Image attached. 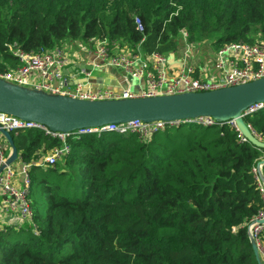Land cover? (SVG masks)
I'll return each mask as SVG.
<instances>
[{
	"label": "trees",
	"instance_id": "trees-1",
	"mask_svg": "<svg viewBox=\"0 0 264 264\" xmlns=\"http://www.w3.org/2000/svg\"><path fill=\"white\" fill-rule=\"evenodd\" d=\"M183 31L216 50L264 43V0H0V72L18 67L16 49L48 52L94 38L168 55ZM244 120L264 142V108ZM196 121L145 140L14 132L29 164L33 221L0 228V264H259L248 230L264 212L255 171L264 147L241 140L227 120ZM64 144L69 153L43 163ZM258 241L264 250V227Z\"/></svg>",
	"mask_w": 264,
	"mask_h": 264
},
{
	"label": "built area",
	"instance_id": "built-area-1",
	"mask_svg": "<svg viewBox=\"0 0 264 264\" xmlns=\"http://www.w3.org/2000/svg\"><path fill=\"white\" fill-rule=\"evenodd\" d=\"M136 22L138 28L143 30L139 18H136ZM187 37L188 33L183 31L182 38L187 40ZM87 43L93 48L90 52L92 58L88 60V65L92 67V70L119 68L132 78L145 80L147 88L137 93L128 88L121 91L109 88L93 89L86 82H79L73 86L68 85L65 79V69L71 62V58L65 51V47L48 52L43 50L27 52L16 49L15 54L19 58V65L13 70L0 72V81L7 86L18 85L23 88L31 84L32 87L29 91L54 98L100 102L209 92L264 79V43L235 42L221 47L216 51L214 65L217 73L208 75L201 74L198 68L188 61V54L184 57L182 65L175 72H171L164 54L158 52L144 54L128 48L118 49L117 46L111 48L108 41L96 38ZM82 72L87 77L91 74V71H87L86 68L82 69ZM33 73L37 74L36 80H31ZM263 108L264 103H254L241 111V115L245 117L247 114ZM194 119L201 124H211L216 121L222 123L214 117L200 116ZM228 122L239 131L241 140H248L235 120ZM179 124L178 121L145 122L136 119L97 127H83L70 132H55L43 123L25 121L17 116L0 112V125L11 134L21 129L31 128L43 130L62 139L68 136L78 137L83 134L114 131L118 133L135 132L145 140L155 132L164 130L167 126ZM246 127L257 138L251 126L246 124ZM69 151L68 144H64L62 148H55L46 154L43 163L55 165ZM11 154L12 148L9 142L0 132V206L5 214L14 216L11 222L6 225L18 226L33 221V210L28 197L31 184L28 174L29 164L21 161L19 157L8 164L7 161ZM16 164H19V167H16ZM255 171L262 172V166L260 169L257 167ZM18 176L21 177L20 183L16 182ZM262 191L264 192V187ZM256 219H264V212ZM249 227H253L251 233L262 249L258 241V233L264 227V223L256 224L252 221ZM262 251L264 252V250Z\"/></svg>",
	"mask_w": 264,
	"mask_h": 264
},
{
	"label": "water",
	"instance_id": "water-1",
	"mask_svg": "<svg viewBox=\"0 0 264 264\" xmlns=\"http://www.w3.org/2000/svg\"><path fill=\"white\" fill-rule=\"evenodd\" d=\"M88 67L92 69L91 66ZM82 81L88 79L79 82ZM254 103H264V79L209 92L100 102L54 98L18 85L7 86L0 81V112L25 121L43 123L55 132H70L83 127H97L136 119L145 122L178 121L181 124L205 116L219 120H235L249 141L264 147V142L247 129L244 116L241 115V111ZM0 132L12 148V154L7 161L9 164L18 157V151L10 131L0 125ZM263 165L264 158L258 163V168ZM259 173L264 184L262 172ZM254 223L263 224L264 219H255ZM248 232L256 258L259 264H263L258 243L251 231Z\"/></svg>",
	"mask_w": 264,
	"mask_h": 264
},
{
	"label": "crops",
	"instance_id": "crops-1",
	"mask_svg": "<svg viewBox=\"0 0 264 264\" xmlns=\"http://www.w3.org/2000/svg\"><path fill=\"white\" fill-rule=\"evenodd\" d=\"M78 42L69 41L65 44L71 45L77 53L70 54L71 62L65 69V79L68 85H75L80 80L88 79L85 81L93 89L96 88H109L113 90L130 89L133 92L140 93L147 88L146 82L143 79H135L128 76L119 68H102L91 69L88 66V60L92 58L91 51L92 46L88 43H81L83 49H78ZM178 50L166 55L168 60V67L171 72H175L183 63L184 57L188 56V61L195 65L199 72L203 75L210 73H217L215 68L216 49L213 47L211 41L203 40L201 42L189 43L187 40L181 38L179 42ZM66 48V47H65ZM86 68L87 71H91L90 76L87 77L83 74L82 69ZM37 74L33 73L31 80H36ZM81 83H84L82 81ZM32 85H27L26 89H31ZM19 167V164H16ZM21 177L16 178V182L20 183ZM14 216H9L1 210L0 206V228L7 223L11 222Z\"/></svg>",
	"mask_w": 264,
	"mask_h": 264
},
{
	"label": "rangeland",
	"instance_id": "rangeland-1",
	"mask_svg": "<svg viewBox=\"0 0 264 264\" xmlns=\"http://www.w3.org/2000/svg\"><path fill=\"white\" fill-rule=\"evenodd\" d=\"M71 45H72V44H71ZM71 45H66V46H65V47H66V48H65V51L69 54V56H70V54H71V55H74V53H77V50H75V49L73 48V46H71ZM77 45H78V49L81 51V50L83 49V47L81 46V45H82L81 42H78ZM25 87H26V86H25ZM106 133H107V134H113L114 131H107ZM257 167H258V166H257ZM32 190H34V191L36 192L37 187H36V186H33ZM39 201L42 202V199H39ZM260 251H262V250L260 249ZM263 254H264V252H263Z\"/></svg>",
	"mask_w": 264,
	"mask_h": 264
},
{
	"label": "bare ground",
	"instance_id": "bare-ground-1",
	"mask_svg": "<svg viewBox=\"0 0 264 264\" xmlns=\"http://www.w3.org/2000/svg\"><path fill=\"white\" fill-rule=\"evenodd\" d=\"M252 223V222H251ZM252 230H253V227H249V231H251L252 232ZM260 248V247H259ZM262 250V249H261Z\"/></svg>",
	"mask_w": 264,
	"mask_h": 264
}]
</instances>
